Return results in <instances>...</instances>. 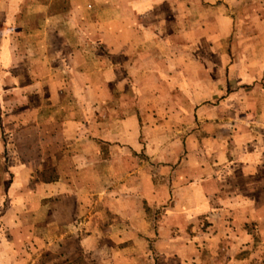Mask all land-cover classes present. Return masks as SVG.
Wrapping results in <instances>:
<instances>
[{"label":"crops","instance_id":"0c3cea01","mask_svg":"<svg viewBox=\"0 0 264 264\" xmlns=\"http://www.w3.org/2000/svg\"><path fill=\"white\" fill-rule=\"evenodd\" d=\"M19 1L0 24L12 84L0 93L36 179L32 193L27 177L16 183L13 200L54 231L52 255L30 263L27 219L6 216L20 224L0 232V264H254L264 248V88L246 86L243 105L236 90L220 96V68L205 74L202 56L189 53L198 41L160 27L159 8L173 0H133L132 39L118 2L105 9L117 17L87 33L73 0L59 10L37 0L29 55L13 32ZM66 24L79 41L62 35ZM150 46L168 52L144 54ZM45 239L30 244L35 254Z\"/></svg>","mask_w":264,"mask_h":264},{"label":"rangeland","instance_id":"374dc122","mask_svg":"<svg viewBox=\"0 0 264 264\" xmlns=\"http://www.w3.org/2000/svg\"><path fill=\"white\" fill-rule=\"evenodd\" d=\"M68 1L56 0V9H61L68 4ZM73 1L78 8L76 20L79 27L82 28V32L86 31L87 33L93 32V25L94 27H99L101 24L110 22L112 18L117 17L116 14L111 15L107 13L105 9L118 3L119 6L124 5L125 14L123 23L125 25L126 38H133L134 34L132 33V29H134L136 20L132 17L129 11L130 9H128L133 0ZM12 2L14 0H0V24H2V27H4L5 23H8L7 9L11 8ZM36 3L37 0H23L22 4L19 1L15 7L19 10H16V20L14 21L16 25L13 23V32H15V38L23 37L25 42L23 43L24 47L22 52H28L27 55L30 53L35 54V41L36 37H38L36 26L42 19L40 14L38 16L35 12ZM20 4L22 6H19ZM20 7L23 8L20 9ZM158 13L160 27H164L166 23V29L173 35L180 36V32H182L184 36L186 32H189V37L194 39V41H198L199 45H190L189 53L197 54L199 57L202 56V61L207 69L205 74L209 73V69L216 71L217 68H220V72H215L217 75L218 73L222 75V81L219 85L222 87L223 93H220V96L226 97V94L234 93L229 92L230 89H233L232 91L236 90L239 94L241 93L237 96V100L240 101L238 104H241L245 101L243 90L246 86L256 84L264 88V77H254L255 79L252 80L247 76L251 72H256L260 75V71H264V0H173L167 6H161ZM68 27H72V25L66 24L61 30L62 35L65 36L66 34L67 37H74L79 41L81 39L79 30L74 35L72 34L73 28L69 30ZM70 31L71 37L69 36ZM87 48L94 56L101 53L100 47L96 44L93 47L87 46ZM166 51L168 52V48L165 46L144 47V50H142L144 54L152 53L157 55L166 54ZM26 64L35 69V63L30 62ZM6 66L5 61L3 63L0 62V86L2 87H10L9 85H12L10 80H6L5 78L8 72ZM227 70L232 73V78L229 77ZM195 78L196 75H194L192 80L195 81ZM34 81L32 79L28 81L27 79L25 83ZM206 81L209 83L207 76ZM217 81L218 79H216ZM191 84L190 79L189 85ZM9 97L10 95L5 93L3 88L0 93V232H6V228L8 230L13 228L15 224H20L18 222L14 223L13 220H3L6 216L16 214L18 217L23 216L27 219L23 224L26 225L24 227L25 232L29 231V235H31L29 236L28 244L34 245L36 241L40 243L43 238H46L44 240L46 243L45 248H42L36 254L32 245H28L30 246L28 252L31 263L37 259L41 252L45 251L41 258L52 255L51 250H48L50 249L48 244L53 241L49 235L52 234L54 229L49 227L50 223L48 222L42 220L33 222L37 213L34 207L26 210L24 207L14 204L15 201L13 199L15 196H18L16 183L20 181L24 183L26 180L25 177H27V187H29V192L32 193V187L35 186L32 181L36 179V176L35 174H31L35 171V161L33 162L29 157L24 159L20 155L18 141L15 136L18 127L9 121L6 122V115L11 112V102L7 100ZM125 97H129L128 94H125ZM30 99L32 100V104L35 105L36 99L34 95ZM259 112L261 116L263 112L264 116V110ZM255 128L259 129L258 126H255ZM25 160L30 163L27 165L24 162ZM23 166H28V176L21 173L20 168ZM34 246L37 248L36 244ZM254 256L256 257L254 258V264L256 262L258 264H264V248L262 253L254 254Z\"/></svg>","mask_w":264,"mask_h":264}]
</instances>
